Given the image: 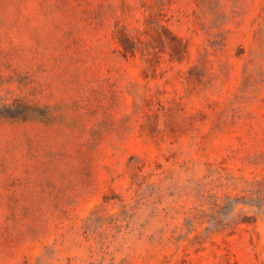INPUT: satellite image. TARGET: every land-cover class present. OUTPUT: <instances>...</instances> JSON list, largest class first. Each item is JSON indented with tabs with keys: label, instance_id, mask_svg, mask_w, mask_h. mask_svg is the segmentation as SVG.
Returning a JSON list of instances; mask_svg holds the SVG:
<instances>
[{
	"label": "rangeland",
	"instance_id": "obj_1",
	"mask_svg": "<svg viewBox=\"0 0 264 264\" xmlns=\"http://www.w3.org/2000/svg\"><path fill=\"white\" fill-rule=\"evenodd\" d=\"M0 264H264V0H0Z\"/></svg>",
	"mask_w": 264,
	"mask_h": 264
}]
</instances>
